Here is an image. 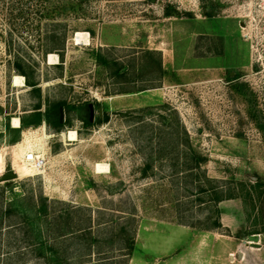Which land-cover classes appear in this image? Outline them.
I'll list each match as a JSON object with an SVG mask.
<instances>
[{
    "label": "rangeland",
    "instance_id": "1",
    "mask_svg": "<svg viewBox=\"0 0 264 264\" xmlns=\"http://www.w3.org/2000/svg\"><path fill=\"white\" fill-rule=\"evenodd\" d=\"M146 50L159 52L163 73L148 71ZM15 57L33 70L39 96L13 70ZM228 71L240 81L227 84ZM38 99L41 110L57 99L73 107L59 131L41 121L9 144L5 117L10 126ZM89 103L106 119L95 113L85 126L79 105ZM0 107V176L16 174L0 180L3 199L39 191L55 210L65 202L90 218L97 242L87 254L66 238L69 264H127L125 238L148 264H264V0H0ZM27 129L47 135L32 147L45 165L20 176L15 144ZM187 144L207 158L199 180L184 168ZM97 162L107 171H94ZM198 181L223 193L237 181L259 186L252 201L220 200L215 215ZM28 240L18 216H5L0 264H45Z\"/></svg>",
    "mask_w": 264,
    "mask_h": 264
},
{
    "label": "trees",
    "instance_id": "2",
    "mask_svg": "<svg viewBox=\"0 0 264 264\" xmlns=\"http://www.w3.org/2000/svg\"><path fill=\"white\" fill-rule=\"evenodd\" d=\"M185 15H188V13H185ZM55 35L56 34L53 33L50 40L53 41V39L56 38ZM61 40L63 41V38ZM56 49L61 50V47H57ZM144 53L145 56H147V59L144 62L149 65L148 71L156 69L160 74L163 73L160 66L159 52L156 50H146ZM59 59L62 61L61 52L59 53ZM101 61L108 64L105 59H101ZM12 64L13 70L24 77V82L30 87V91L34 92L36 96H39V88L37 86V81L34 79L33 70H27V64L19 57H15ZM54 65L59 69L62 68L61 62ZM113 65L114 69L112 72L114 74L119 76H122L121 74L124 75L123 72L121 74L118 73L123 66L116 62H114ZM40 104L41 102L38 99L33 104L31 111L18 116L19 126L17 127L9 126L8 117H5L4 133L5 135L7 133H10L11 135L7 140L9 144L15 143L19 140L21 128L36 126L41 121H44L48 126L52 127L54 131H59L61 126L64 124V120L62 122L58 121V108L61 107L64 112L73 107L63 99L47 102L42 110L40 109ZM79 109L81 111L79 118L82 123L85 126L92 124V122L88 120L87 104L79 105ZM140 110L143 111L142 115L145 113L144 111L148 112L147 108H141ZM1 113L2 108L0 107V114ZM104 119H106V116L97 117L96 123H99ZM182 133L186 136L184 130H182ZM0 136H2V132H0ZM181 154L185 159L184 168L190 171L195 169V180H199L197 172L200 171V165L207 160L206 156L200 154L188 144L182 147ZM149 167L150 162H146L143 171ZM204 179L206 181H210L207 177ZM235 184L236 185L230 187L227 192L224 193L223 190L210 184H208V188H204L199 181L197 182L196 187L198 191L209 190L211 193L210 199L215 205L214 213L217 215L220 212V209L216 206L217 202L223 199L235 197H242L244 200L252 201L253 193L259 186L257 181L255 184H244L239 181ZM60 203L63 205L65 204L66 206L55 210L51 206L52 201L48 200V198L42 195L39 191L37 193L30 191L25 195L4 200L3 189L0 188V227L5 216L8 217L10 214H16L18 216L23 235L26 239H29L28 241L32 245V250L36 256L42 258L45 264H69L67 260L69 258L68 247L72 246L71 249L76 251L80 244L82 245L84 243V245L88 248L86 253L89 254L90 246L96 244L97 238L92 236L90 218H87L86 222L79 221L80 216L78 214L81 210L79 207H70L65 202ZM211 223V227L220 226V222L217 217H214ZM119 231L121 233L125 232L123 227H121ZM66 238L71 239V242L69 243L70 246L68 244L65 245ZM50 240H52V242H50ZM125 246L129 249L126 253V255L129 256L132 249V240L125 238ZM75 255L80 257L82 253H76Z\"/></svg>",
    "mask_w": 264,
    "mask_h": 264
},
{
    "label": "bare ground",
    "instance_id": "3",
    "mask_svg": "<svg viewBox=\"0 0 264 264\" xmlns=\"http://www.w3.org/2000/svg\"><path fill=\"white\" fill-rule=\"evenodd\" d=\"M85 35H86V33H84L82 35V37ZM74 40L76 42H78V40L80 41V36L75 35ZM48 57H49V60L56 59V56H54L55 58H53L51 55H49ZM10 126H13V127L19 126V119L17 116H12L10 118ZM45 137H47V135L44 132H41L40 135H37V133H35L34 131H29V130L25 131L22 134V139L20 142L15 144V151H14V154L17 155V158H19V160H20V163H18L17 166L15 167V171L17 172L18 175H20V176L30 175V174L38 173L41 171V170L40 171L32 170L31 167L26 168L25 165H27V166H29V165L26 161H24L23 156H25L27 154V153H25V150L34 149V148H32L34 144H36L40 148V145H41L40 142H42V140ZM68 139H72V140L75 139V131H69L68 132ZM34 150L38 152L37 148H35ZM1 162H2V159H1V153H0V165H1ZM93 168H94V171H96L98 173H102V172L107 171V165L99 163V162L95 163ZM245 243H248V242L245 241ZM249 243L251 245H257L258 246V243H253L251 241H249Z\"/></svg>",
    "mask_w": 264,
    "mask_h": 264
},
{
    "label": "built area",
    "instance_id": "4",
    "mask_svg": "<svg viewBox=\"0 0 264 264\" xmlns=\"http://www.w3.org/2000/svg\"><path fill=\"white\" fill-rule=\"evenodd\" d=\"M25 153L27 154L23 156V159L28 163L32 170L40 171L44 168L45 159L41 153L34 149H27L25 150Z\"/></svg>",
    "mask_w": 264,
    "mask_h": 264
},
{
    "label": "water",
    "instance_id": "5",
    "mask_svg": "<svg viewBox=\"0 0 264 264\" xmlns=\"http://www.w3.org/2000/svg\"><path fill=\"white\" fill-rule=\"evenodd\" d=\"M88 110H89V116L92 115V105L88 104ZM62 117H63V111L61 109V107L58 108V121L62 122ZM16 174L13 171H6L4 172L1 176H0V180H7V179H11L13 177H15ZM258 234H248L246 236V240L249 242H253V243H258Z\"/></svg>",
    "mask_w": 264,
    "mask_h": 264
},
{
    "label": "flooded vegetation",
    "instance_id": "6",
    "mask_svg": "<svg viewBox=\"0 0 264 264\" xmlns=\"http://www.w3.org/2000/svg\"><path fill=\"white\" fill-rule=\"evenodd\" d=\"M228 73V76H227V81H226V83L227 84H229L230 82H235V81H240V79H241V74L239 73V71H237V72H231V71H228L227 72ZM239 83V82H238ZM90 104V103H89ZM92 105V115L91 116H89V110L87 109V114H88V120L89 121H92L93 119H94V115H95V113H97V115L100 117V116H102V113H100L99 112V110H98V108H97V106H94L93 107V104H91ZM87 108H88V104H87Z\"/></svg>",
    "mask_w": 264,
    "mask_h": 264
},
{
    "label": "crops",
    "instance_id": "7",
    "mask_svg": "<svg viewBox=\"0 0 264 264\" xmlns=\"http://www.w3.org/2000/svg\"><path fill=\"white\" fill-rule=\"evenodd\" d=\"M162 58H164V54H162ZM166 58H167V56H166ZM11 127H13V126H11ZM1 129H2V127L0 128V131H1ZM155 249H156L155 250L156 254H159V255H162V253L167 254V252L165 251L164 247L162 249H159V247H157ZM134 260L137 261L138 264H148V260L147 259H145L144 257H139L138 258L137 256L133 255V253L131 251V253L129 254V257H128L127 264H134L135 263ZM157 262H155V263H157Z\"/></svg>",
    "mask_w": 264,
    "mask_h": 264
}]
</instances>
